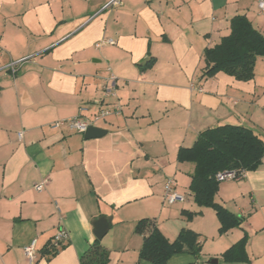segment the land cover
Returning a JSON list of instances; mask_svg holds the SVG:
<instances>
[{
    "label": "crops",
    "instance_id": "crops-1",
    "mask_svg": "<svg viewBox=\"0 0 264 264\" xmlns=\"http://www.w3.org/2000/svg\"><path fill=\"white\" fill-rule=\"evenodd\" d=\"M113 1L0 0V264H80L102 215L112 217L100 241L106 264H152L140 257L144 218L171 241L182 228L200 234V254L184 250L167 264H264V158L241 179L220 181L216 201L241 218L224 233L215 209L190 190L195 164L178 158L218 125L264 140V56L250 80L202 76L205 50L231 33L234 16L264 35L260 0ZM107 39L114 43L99 45ZM111 73L116 96L105 97ZM107 103L122 111L98 122L102 136L57 125ZM168 177L184 202L164 201ZM59 227L70 238L50 254ZM245 235L243 259L226 260ZM35 239L31 261L25 247Z\"/></svg>",
    "mask_w": 264,
    "mask_h": 264
},
{
    "label": "trees",
    "instance_id": "trees-1",
    "mask_svg": "<svg viewBox=\"0 0 264 264\" xmlns=\"http://www.w3.org/2000/svg\"><path fill=\"white\" fill-rule=\"evenodd\" d=\"M258 56H264V35L245 15H236L231 20V33L213 47L205 50L204 77L219 71L227 72L239 80H250L255 74ZM180 161L195 164L191 175L190 190L200 206L215 209L224 233L239 226L241 218L228 210L215 197L220 181L216 175L225 170H254L264 158V140L253 129L236 124H223L207 128L199 133L191 147H181ZM144 234L140 257L152 264H167L168 259L179 252L189 250L196 255L201 252L200 234L190 228H182L175 240H169L151 219H141L136 227ZM245 235L223 254L226 260L241 258L245 254ZM96 239L82 256L80 264H106L109 251ZM52 246L47 249L56 253Z\"/></svg>",
    "mask_w": 264,
    "mask_h": 264
},
{
    "label": "built area",
    "instance_id": "built-area-1",
    "mask_svg": "<svg viewBox=\"0 0 264 264\" xmlns=\"http://www.w3.org/2000/svg\"><path fill=\"white\" fill-rule=\"evenodd\" d=\"M113 3H120V0H114ZM259 7L262 11H264V0L259 1ZM109 43L113 44L114 41L112 39L102 40L99 45ZM21 60L13 61L9 66V69L15 74L18 70V67L21 64ZM111 69V68H110ZM117 76L111 73L105 80L104 84V95L105 97L116 96V86H110L111 81H116ZM85 109L82 108L80 113L72 118L59 122L57 125H67L70 129L85 132L90 126H97L99 121L105 120L111 114H120L122 108L119 104H109L107 103L102 108H100L97 112L87 115L83 111ZM22 131L19 132V135H22ZM245 170H225L217 173L216 177L218 181H224L228 179H241L245 175ZM46 181V180H45ZM45 181L38 183L35 185L37 190H41L44 187ZM186 200L185 194L180 192L177 188V181L174 177H168L165 181L164 185V201L167 204H176L179 202H184ZM70 238V233L65 227H59L56 233L52 238L51 245L53 248H59L63 243L68 241ZM25 253L28 258L33 261L36 258L37 254V241L33 240L29 245L25 247Z\"/></svg>",
    "mask_w": 264,
    "mask_h": 264
},
{
    "label": "water",
    "instance_id": "water-1",
    "mask_svg": "<svg viewBox=\"0 0 264 264\" xmlns=\"http://www.w3.org/2000/svg\"><path fill=\"white\" fill-rule=\"evenodd\" d=\"M107 133V130L100 127L92 125L85 131L86 138L99 137ZM94 234L97 239H102L109 231L110 225L112 223V217L105 215L99 216L93 220ZM212 262H218L217 259H213Z\"/></svg>",
    "mask_w": 264,
    "mask_h": 264
}]
</instances>
